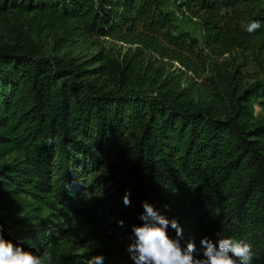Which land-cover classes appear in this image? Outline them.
Masks as SVG:
<instances>
[{
	"label": "trees",
	"instance_id": "trees-1",
	"mask_svg": "<svg viewBox=\"0 0 264 264\" xmlns=\"http://www.w3.org/2000/svg\"><path fill=\"white\" fill-rule=\"evenodd\" d=\"M263 2L182 0L200 19L198 41L171 31L161 0H0V15L20 11L69 34L138 44L120 62L100 53L87 63L45 55L28 36L0 44V160L11 156L0 161L3 237L65 264L64 228L37 219L42 211L99 226L113 216L102 228L122 235L142 224L148 202L176 220L182 246L194 242L198 257L201 238L215 243L219 235L250 243L253 264H264V121L251 104L264 95V81L216 70L196 99L156 73V89L146 91L138 54L145 47L192 68L186 51L200 57L202 46L229 45L227 52L240 38L261 37L264 16L252 6ZM253 20L261 28L248 33L241 21ZM101 186L109 192L93 195ZM168 234L176 236L171 227Z\"/></svg>",
	"mask_w": 264,
	"mask_h": 264
},
{
	"label": "rangeland",
	"instance_id": "rangeland-1",
	"mask_svg": "<svg viewBox=\"0 0 264 264\" xmlns=\"http://www.w3.org/2000/svg\"><path fill=\"white\" fill-rule=\"evenodd\" d=\"M181 1L161 0L162 9L172 17L171 31L177 33L184 30L201 41L203 30L200 19L180 4ZM175 10L178 15L175 14ZM252 11L264 16V2L252 6ZM20 35L30 37L45 55L72 59L75 63L94 61V56L100 53L120 62L131 56L138 47V44L124 43L108 36L88 37L69 34L60 25L50 24L33 14L10 11L0 15V44L12 43ZM234 36H238L237 33H234ZM161 43L166 47V42L162 40ZM228 46L220 45L213 49L202 46L200 57L186 51L184 55L189 58L188 65L192 68L183 67L177 61L161 57L143 47L138 54L144 66L142 71L144 83H140L142 86L139 85V88L146 91L156 89L154 84L157 83L158 78L154 74L161 73L163 79L169 78L172 83L178 82L182 87H189L194 92L193 96L198 99L204 83L208 81V78L214 77L216 70L229 73L238 69L243 75L244 83L264 81V33L251 42L240 38L234 48L224 52L223 49ZM251 104L255 119L264 121V95L254 98ZM10 158L11 156L8 155L0 161ZM93 192L96 196L104 195L109 190L101 186L95 188ZM39 218L47 219L54 227L64 228L63 234L67 239L61 241L59 249L67 257L65 264H87V260L96 255L105 257L104 264H133L127 251L132 243V239L127 240V238L132 236V232L117 235L112 233L108 227L102 228L106 223H112L116 219L113 216H104L103 224L100 226L96 223H88L82 218L64 219L55 212L42 211L37 219ZM136 221L135 217L127 219V222ZM124 224L123 229L129 227L126 223ZM116 228L118 226L114 227ZM76 238L79 240L72 244Z\"/></svg>",
	"mask_w": 264,
	"mask_h": 264
},
{
	"label": "clouds",
	"instance_id": "clouds-1",
	"mask_svg": "<svg viewBox=\"0 0 264 264\" xmlns=\"http://www.w3.org/2000/svg\"><path fill=\"white\" fill-rule=\"evenodd\" d=\"M241 27L253 33L261 28V22L241 21ZM123 203L130 204L128 193L124 195ZM142 206L144 212L139 217L142 224L132 226V243L127 249L133 264H253L254 252L250 243L219 235L215 243L208 237L201 238V255L198 257L194 242L182 246V228L176 220L169 221L148 202ZM118 223L123 225V221ZM169 227L175 230V238L169 236ZM53 259L51 251L37 255L5 239L0 232V264H53ZM104 261V256L96 255L88 259L87 264H104Z\"/></svg>",
	"mask_w": 264,
	"mask_h": 264
}]
</instances>
